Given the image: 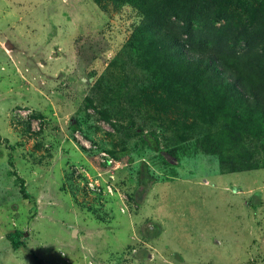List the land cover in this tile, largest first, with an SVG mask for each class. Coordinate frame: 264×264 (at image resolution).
<instances>
[{"label": "rangeland", "instance_id": "374dc122", "mask_svg": "<svg viewBox=\"0 0 264 264\" xmlns=\"http://www.w3.org/2000/svg\"><path fill=\"white\" fill-rule=\"evenodd\" d=\"M0 264H264V0H0Z\"/></svg>", "mask_w": 264, "mask_h": 264}, {"label": "trees", "instance_id": "16d2710c", "mask_svg": "<svg viewBox=\"0 0 264 264\" xmlns=\"http://www.w3.org/2000/svg\"><path fill=\"white\" fill-rule=\"evenodd\" d=\"M207 61L209 62L208 64L209 66L206 67L207 70L212 69V68L216 69L217 64L215 63L214 60L208 58ZM217 71H220V70L218 69ZM219 74H221V72H219ZM237 80H232L231 85L229 86H234L236 88H239L240 83H238ZM17 180L19 181L20 194L22 195L23 198L27 199V194L24 189L23 181L19 178H17ZM21 236H22V232H20L19 230H14L6 234L5 238L8 241L12 250H18L19 248L23 246V242L20 240Z\"/></svg>", "mask_w": 264, "mask_h": 264}]
</instances>
